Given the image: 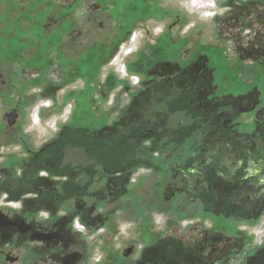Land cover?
<instances>
[{"label": "rangeland", "instance_id": "374dc122", "mask_svg": "<svg viewBox=\"0 0 264 264\" xmlns=\"http://www.w3.org/2000/svg\"><path fill=\"white\" fill-rule=\"evenodd\" d=\"M131 1L0 0V129L7 128L5 119L13 110L18 120L9 133L15 135L20 130L25 146L36 151L56 142L57 152H65V164L79 166V178H94L90 181L95 186L93 194L100 195L102 185L110 184L109 193L113 187L118 190L125 186L124 195L116 201L120 206L129 202L125 210L116 209L112 202L91 205L92 211L88 208L83 214L84 231L79 232L84 225L78 226L75 218L68 233L71 245L78 240L83 249V244H92L95 260L112 256L114 264L122 250L130 246L139 250L152 245L157 238H180L181 233L190 238L195 230L205 236L216 226L212 218L178 212L181 205L187 206L183 196L176 200L179 208L170 211L169 205L175 206V202L169 199L166 203L156 185L159 180L166 185L168 178H157L158 173L149 166L153 159L168 155L165 150L159 152L157 146L159 139L168 137V119L159 110L163 97L177 89L178 107L173 109H184L180 104L185 100L187 88L174 86V81L184 76L175 70L179 65L172 64L174 56L179 62L186 57L188 48L211 60L212 84L217 89L216 96L228 97V111L233 108L230 103L237 104L239 96L249 89V79L241 74L243 67H248L251 58L264 57V0H135L142 3L138 8L145 18L150 16L153 4L182 19L167 43L159 36L169 23L163 19L166 12L162 13L160 23L150 19L132 28L133 35L121 36L123 28L139 16L128 10ZM126 8L128 12L123 14ZM188 35L193 41L177 53L172 43ZM214 60L218 69L214 64L211 66ZM188 88L186 98L190 101L199 96L204 86ZM262 102L264 106V95ZM206 104L195 103L192 115L199 118ZM16 105L18 108L14 110ZM122 128L124 140L119 137ZM137 136L144 139L141 150L137 147L134 150L126 141ZM62 138L64 143L59 142ZM112 141L118 143L111 150ZM188 144L192 140L181 147ZM21 148L19 142L2 140V169H9L6 158L11 154L25 157ZM137 153L145 155L151 163L141 165ZM111 156L115 158L109 161ZM94 166L102 169L95 177L93 170L91 176L83 173ZM6 171L0 178V204L4 205L7 194L14 193L16 199L8 206L15 210L66 207L74 198H82L66 179L56 178L58 174L53 173V178L47 172L36 178H4ZM63 184L67 196L72 197L65 203L61 196L53 199L50 191ZM155 202H163L158 212L153 208ZM140 207L145 212L141 213ZM259 216L256 221L250 218L232 221L236 235L248 244L244 250L250 244L257 246L264 242V213ZM217 222L224 226L227 220L220 217ZM238 254L231 256L230 264L242 260Z\"/></svg>", "mask_w": 264, "mask_h": 264}, {"label": "flooded vegetation", "instance_id": "af4514ba", "mask_svg": "<svg viewBox=\"0 0 264 264\" xmlns=\"http://www.w3.org/2000/svg\"><path fill=\"white\" fill-rule=\"evenodd\" d=\"M140 4L142 3H137L135 0L128 4V10H131L135 16H139L131 25L123 28L120 32L121 36L133 35L135 29L132 28H138L150 19L160 23L162 13L166 12L163 19L169 23L159 36L167 43L172 38V31L182 22V19L175 17L171 10L162 11L159 6L156 7L153 4H150L153 7L149 13L150 16L145 18L143 11L138 8ZM126 10L123 14L128 12ZM38 25L41 27V24ZM191 41L193 38L188 35L179 42L172 43V47L176 48V52L180 54V49L183 46L186 47ZM162 42L158 46L162 45ZM193 51L186 48V57L180 58L181 62H176L177 56H174V63H172L179 65L175 70L184 74L181 76L182 79L174 81L175 88L179 85L187 88L185 97L183 96L185 100L180 104L184 109L181 111L173 109V106L175 109L178 107L177 89L163 97L159 108L160 114L168 119L166 125L169 128L166 132L168 137L159 139L157 146L159 152L165 150L168 155L162 159L160 156L153 159L152 164L141 153H137V157L141 165L145 166L147 163L153 166L154 173H158L157 178L169 179H166L168 182L166 185L160 180L156 185L157 191L163 193L162 199L166 203L169 199L175 202V206L169 205L170 211L179 208L176 200L183 196L186 198L184 202L187 206L181 205L178 212L184 215L192 214L194 217L212 218L216 226L209 231L210 234L205 236H200V230H195L190 238H185V234L181 233L180 238H172V236L157 238L152 245L139 250L130 246L122 250L116 264H230L233 261L230 260L231 256L243 251L245 252L243 255L238 254L242 259L238 264H264V242L257 246L250 244L247 246L249 249L244 250L248 245L246 240L239 239L236 229L231 227L232 221L249 218L256 221L259 215L264 213V106L262 102L264 57L251 58L252 61L249 62L248 67H243L239 61H236L244 69L241 72L243 77L249 79V89L239 96L237 104L230 103L233 108L228 111L226 109L228 97L216 96L217 89L212 84L211 76L213 68H209L211 60L208 61L205 56H198L197 52ZM212 64L218 69L215 60L211 66ZM238 83L242 82L238 81ZM189 86H204L199 96L194 98L196 101L194 99L187 101ZM193 94L194 92H191V95ZM199 102L207 104L202 108V115L195 118L192 114L196 109L195 103ZM190 103L193 106H190ZM16 108H18L17 105L14 106V110ZM5 120L7 128L4 126L0 129V148L4 138L19 142L22 144L21 150L25 157L11 154L6 158L10 162V167L2 169L0 164V178L4 170H8L4 178H36L43 172H47L49 177L53 178L54 173L59 175L56 178L66 179L67 183L72 184L82 198H74V201L66 207L58 205L52 208L29 207L15 210V207L8 204L14 202L16 196L14 193L7 194L4 205L0 204V264H114L112 256L95 260L92 244L88 246L83 244L85 249L82 248L79 240L78 245L76 243L71 245L68 233L72 230L71 221L75 218L78 220V226L84 225L79 228V232L84 231L86 223L83 214L91 208V205H105L112 202L116 209L125 210V205L130 204L129 202L122 206L116 203L119 197L124 195L125 186L118 187V190L112 186L113 190L109 193L108 185L110 184L102 185L103 192L100 195L93 194L95 186L91 185L90 181L94 178H79L81 173L79 166L76 163H72L71 166L65 164L66 157L63 158L65 152H57L59 147L56 142L45 144L36 151L25 146L20 130L15 135L9 133V130L15 129L17 113L12 110ZM124 130V128L120 129L123 132L119 134L123 140L125 139ZM143 140L137 136L128 138L126 141L132 144L134 150L136 147L137 150H141V145L145 146ZM189 140H192V144L181 147ZM61 141L64 143L63 138L59 139V142ZM112 143L111 150L118 142L112 141ZM171 144L174 147H169ZM126 155L129 156V154ZM111 157L109 161L115 158ZM60 161L63 164H60ZM162 163H164L163 168L154 170ZM91 170L95 177L98 170L102 169L94 166L83 173L91 176ZM109 179L112 180V178ZM65 188L63 184L50 190L53 192L52 198L61 196L64 199L63 203L71 199L72 197L67 196ZM128 190L133 194L129 187ZM134 199H136L135 195ZM161 204L163 202H155L154 211L158 208L160 210ZM140 209L141 213L145 212L144 207ZM42 210L48 212H46L47 216ZM91 211L92 209L89 210ZM220 217L227 220L224 226L217 222ZM104 235L107 236V234ZM73 237H76L75 234ZM70 246L74 249H68Z\"/></svg>", "mask_w": 264, "mask_h": 264}]
</instances>
